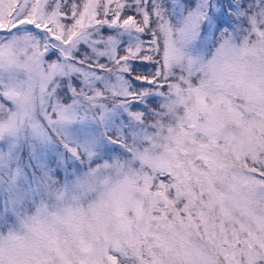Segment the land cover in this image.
Here are the masks:
<instances>
[{
  "label": "snow or ice",
  "instance_id": "1",
  "mask_svg": "<svg viewBox=\"0 0 264 264\" xmlns=\"http://www.w3.org/2000/svg\"><path fill=\"white\" fill-rule=\"evenodd\" d=\"M0 264H264V0H0Z\"/></svg>",
  "mask_w": 264,
  "mask_h": 264
}]
</instances>
